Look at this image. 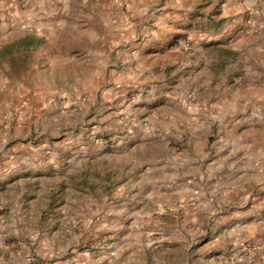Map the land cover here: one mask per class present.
Instances as JSON below:
<instances>
[{
  "label": "rangeland",
  "instance_id": "obj_1",
  "mask_svg": "<svg viewBox=\"0 0 264 264\" xmlns=\"http://www.w3.org/2000/svg\"><path fill=\"white\" fill-rule=\"evenodd\" d=\"M22 16L66 21L15 37ZM2 30L0 160L23 155L0 181V264H264V182L244 198L258 213L225 218L233 204L208 194L206 178L208 111L252 76L257 45L264 111V0H0ZM34 151L41 166L27 168ZM135 157L150 170L182 164V186L200 195L171 193L132 229L102 230L94 205L129 190L141 166L122 159Z\"/></svg>",
  "mask_w": 264,
  "mask_h": 264
},
{
  "label": "crops",
  "instance_id": "obj_2",
  "mask_svg": "<svg viewBox=\"0 0 264 264\" xmlns=\"http://www.w3.org/2000/svg\"><path fill=\"white\" fill-rule=\"evenodd\" d=\"M65 21L59 16L48 21L36 20L32 16H22L16 21L20 26V31L15 37L44 35L49 31L60 29L64 26ZM83 28L84 26L80 27V30H83ZM0 36L6 38V30H2ZM258 49H260L258 45L254 47V53L256 54L254 58L255 71L249 72L245 70L246 74L252 73V76L245 77L244 85L241 88H237L234 93L222 96L220 98L222 103L220 101L217 102L218 104L214 103V107L223 106V108H213L208 111L206 118L207 127L211 128V131L215 132L217 136H215L217 139L212 145L214 154L207 165L206 178L213 181L212 190L208 194L213 195L217 199L222 197V202L228 203L230 206L233 204L232 207H228L223 212L222 217L225 218L228 215L229 217H234L235 215L258 213V202L253 200L256 197L250 198V202L254 201V203L243 210L248 200L244 199L248 197L247 186H250V183L257 185L264 182V111L261 96L258 95ZM261 50L260 52H263L264 47ZM238 84L241 83L239 82ZM227 98H229L228 101L230 103L226 104ZM193 116L194 120L191 122L193 129L201 128L203 125H200L202 115L199 114V111H195ZM219 116L220 119L216 123L215 118ZM163 129L167 132L177 130L170 123L162 126L160 130L164 131ZM152 143H155V141H150L149 145ZM145 145L146 143L137 144L139 148L143 149L151 147H145ZM22 155L20 153L17 155L7 154L1 158L0 181L3 182L5 178L13 175L12 173L17 172L21 168V162L17 158H21ZM33 156L35 160L24 156L29 161L28 164L25 162L27 168L41 166V164L37 165L36 162H33L38 161L37 151H34ZM179 160L182 163L183 160L181 158ZM122 161L132 165L134 169L138 166H141V168L134 171L132 177L131 175L126 176V178L130 177V180L124 188L130 186L129 190L121 189L119 191L120 196L115 201L94 205L97 218L95 222L100 224L102 230H111V228L132 229L138 221L140 222L145 217L144 215L148 212L150 205H154L157 208L156 211L168 207L166 198L171 193L177 196H185V198L190 197V201L194 200L193 197L200 195L194 184L182 186V164L175 165L167 161L163 164L164 162H160L159 165L161 166H158L160 168L155 167V169L150 170L147 167L148 164L142 163L141 157L124 158ZM163 175H170L174 179L167 180V177ZM190 175L192 178L187 179L193 182V177L199 176V173L192 172ZM115 195L117 196L118 192ZM196 206L198 207V204ZM191 212L194 213L196 210L192 209ZM147 221L148 217L143 223ZM161 223L159 221V224ZM129 235L126 236L127 238H122L118 243H121L120 245L130 243L131 237ZM116 255L123 257L125 253H117ZM101 260V264L112 261L111 257L106 261L103 258ZM95 262L97 263V261Z\"/></svg>",
  "mask_w": 264,
  "mask_h": 264
},
{
  "label": "built area",
  "instance_id": "obj_3",
  "mask_svg": "<svg viewBox=\"0 0 264 264\" xmlns=\"http://www.w3.org/2000/svg\"><path fill=\"white\" fill-rule=\"evenodd\" d=\"M33 264H35V263H33Z\"/></svg>",
  "mask_w": 264,
  "mask_h": 264
}]
</instances>
